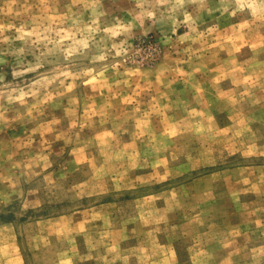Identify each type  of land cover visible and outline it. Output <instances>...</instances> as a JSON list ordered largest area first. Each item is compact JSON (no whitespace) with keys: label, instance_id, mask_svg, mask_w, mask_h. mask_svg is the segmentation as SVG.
Wrapping results in <instances>:
<instances>
[{"label":"rangeland","instance_id":"rangeland-1","mask_svg":"<svg viewBox=\"0 0 264 264\" xmlns=\"http://www.w3.org/2000/svg\"><path fill=\"white\" fill-rule=\"evenodd\" d=\"M0 264H264V0H0Z\"/></svg>","mask_w":264,"mask_h":264}]
</instances>
